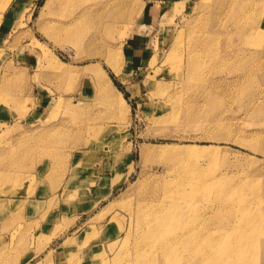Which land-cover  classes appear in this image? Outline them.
<instances>
[{
  "label": "rangeland",
  "instance_id": "rangeland-1",
  "mask_svg": "<svg viewBox=\"0 0 264 264\" xmlns=\"http://www.w3.org/2000/svg\"><path fill=\"white\" fill-rule=\"evenodd\" d=\"M57 1L0 0V264H264V0Z\"/></svg>",
  "mask_w": 264,
  "mask_h": 264
},
{
  "label": "bare ground",
  "instance_id": "bare-ground-1",
  "mask_svg": "<svg viewBox=\"0 0 264 264\" xmlns=\"http://www.w3.org/2000/svg\"><path fill=\"white\" fill-rule=\"evenodd\" d=\"M57 2L61 3V0L57 1ZM73 5H74L73 0H63L62 4H60V7L63 6L66 9L65 10V12H66L67 10L69 11ZM64 14L66 15V13H64ZM65 17H67V16H65ZM60 26L61 25L59 23L54 25L52 30H51V33L52 34H53V32L63 33L65 30L62 31L59 28ZM76 27H78V26H76ZM74 32L75 31H71V33H74ZM39 56L46 57V56H48V54L46 55L43 51H41ZM117 58L118 57L116 56V54H114V56L112 55V63L118 62ZM49 59H51L50 56H49ZM96 70L99 71L97 68L95 69V71ZM188 186H189V189H187V191L178 190L175 193H177L179 195V197L180 196H186V198L189 200H195L198 198L200 199L201 196L204 198L205 196H208L210 194V193H206V190H204V187H201L202 186L201 183L192 184V185H188ZM164 193L168 197L172 193H174V191L171 188L166 186L164 189ZM152 214H153V212L152 213L143 212L142 215L140 216V223H142L144 226L146 225L147 228H151L152 226H154V225L158 226L163 222L164 215L162 217H160L159 219L151 220ZM262 228H264V220L261 219L260 221H256L255 219H253V224H252L251 230H249L243 234V240L247 241V243H249V245H248L249 249L252 248V246H256V238H260L264 234ZM203 233H200L201 237H199L198 242L188 241V243L194 247L201 246V244H203V240H202ZM260 246L262 247V245H260ZM145 256H146V253H144V252H137L136 253V257L138 259H143ZM237 260L238 261H245L247 259L237 257Z\"/></svg>",
  "mask_w": 264,
  "mask_h": 264
},
{
  "label": "crops",
  "instance_id": "crops-1",
  "mask_svg": "<svg viewBox=\"0 0 264 264\" xmlns=\"http://www.w3.org/2000/svg\"><path fill=\"white\" fill-rule=\"evenodd\" d=\"M103 200H105V199L102 198L101 201H103Z\"/></svg>",
  "mask_w": 264,
  "mask_h": 264
}]
</instances>
